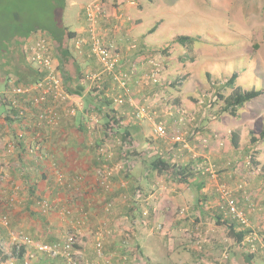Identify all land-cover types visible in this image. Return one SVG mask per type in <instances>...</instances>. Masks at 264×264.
I'll return each instance as SVG.
<instances>
[{
	"label": "rangeland",
	"instance_id": "374dc122",
	"mask_svg": "<svg viewBox=\"0 0 264 264\" xmlns=\"http://www.w3.org/2000/svg\"><path fill=\"white\" fill-rule=\"evenodd\" d=\"M36 1L39 3L26 1L25 5L33 8L32 11L36 14L35 18H39L36 22L39 21L46 27H50L52 23L47 18L46 8L42 5L45 0ZM90 1L75 0V4L70 5L71 1L66 0L62 25L65 24L70 29L77 27L80 14L83 11L85 13V7L92 3ZM122 1L124 3L130 1L134 9L137 12L140 11V18H134L133 14L121 15L127 24L139 27L135 36H130L127 46V53L130 54L128 58H132L134 54L133 59L128 63L127 68L123 67L122 52L114 42L110 41V29L108 27L101 28V31L97 28L96 22L95 32L102 34L105 44L113 45L117 63L110 72H106L89 49V55L94 58L97 64L94 62L92 66L94 69L88 71L82 69V71L84 79L88 75L98 77L94 81L84 80L86 88L92 92L91 96L112 98V108L118 111L130 125L137 126V129L133 131L135 137L133 148H136V157L129 156L125 160L121 154H118L114 143H109L110 140L102 132L103 125L99 115L92 109H88V106V110H85L86 99H82L78 100V104L70 101L54 104L49 102L50 106H48L60 116L54 126L46 123L37 125L35 117L25 122L26 124L31 122L41 128L36 129L37 131L34 130V135L41 133L40 137L46 138L43 141L47 142L43 144V148L39 146L38 140H33L28 148L25 143L22 160L17 154L21 150L17 148V143L22 139L26 140L22 134L25 131L19 129L21 136L17 131L9 133V137L2 136L7 134L4 128L3 111L9 112L10 119L15 121V124H17L16 121L23 124V119L12 118L15 110L9 109L1 102L0 107H4V110L0 111V172L4 171L1 169H6L5 173L8 174L14 170L16 176L0 174L4 175V177L0 176V188L10 191L6 200L11 206L9 208L14 210L16 215L20 214L18 220L22 224L25 222L24 219L26 222L32 219L38 220L42 225V216L48 219L52 217V213L57 215L60 223L64 224L58 232L53 231V228H42V231H39L36 230L38 227L33 225L31 232L37 231L36 236H33L28 228L20 224L13 228L10 227V231H22L28 239L45 244L56 243L67 233H76L79 264H122L123 257L128 259L123 264H178L172 262L168 251L176 254L175 258L180 261L179 264H194L198 261H200L199 264H237L234 260V253L238 250L237 252L245 255L249 251L245 243L242 242L238 246L228 236L227 229L216 224V216H221L223 220L227 219L219 212L221 201L217 190L223 185L231 191L232 196L237 200L238 207L244 210L258 238L264 242V210L258 211L262 206L255 199L259 196L264 197V140L258 141L257 139L259 132L264 127V0ZM109 2L110 10H116L118 7L116 0H109ZM136 11L133 13L138 15ZM119 26L121 27V24ZM117 28L119 29V27ZM39 32L49 37L47 32ZM87 35L89 37L88 33ZM177 36L192 37L196 41L191 48L180 46L173 43ZM76 42L75 40L67 46L70 48L68 51L74 57L78 55V52H81V50L79 51L80 46ZM143 43L145 47L152 45L151 48L157 46L167 48L158 51L147 50L149 49L147 47V49H143ZM232 74H237V78L232 86H228L226 81ZM152 75L155 82L151 78ZM7 78H0V95L6 88L3 84ZM236 88L244 91L250 90V88L262 90V94L258 98L246 102L235 115H232L223 112L224 102L219 98V95L227 97ZM30 94V97L35 95V93ZM120 95L124 97L123 104L114 101L115 98V100L120 99ZM20 103L21 106H25L24 104H27L28 101H20ZM63 103H67V107H70L68 112L73 111L75 115L66 113L62 107ZM61 109L64 113H60ZM138 112L141 116H137ZM65 113L67 116L64 115ZM74 119H78L84 127L78 129V122L74 126L72 121ZM202 119L205 124L199 123ZM61 124L62 127L64 124H69V128L74 129L73 133L71 130L67 133L62 132ZM157 125L163 127L165 131L163 137L154 133V128ZM234 134L237 135V149H233L230 144ZM71 137L75 141H80L84 153L78 152L83 153L84 156L89 155L90 162L98 155H102V158L111 157L112 166L110 169L116 170L113 171L111 182L115 178L117 181L115 185H109V189L106 191L101 190L99 182L94 176L98 166L92 162L90 168L83 163L82 171L76 168L73 172L65 170L66 167L59 164L53 154L59 150L55 149L58 145L57 141H62L63 147H67L66 139ZM54 138L57 141H49ZM94 141L105 142L101 148L97 149ZM252 141H256L257 145H252ZM253 146L255 147L252 148ZM92 147L94 150L91 153L89 149ZM173 148L176 149L178 158L172 155ZM155 152L160 153L175 166L183 165L184 158L185 160L188 158L184 163H188L190 160L194 161L193 159H201V162L198 161L199 163L195 164V169L193 167H188V169L193 171L196 184L201 183L203 187L209 189L207 193L211 190L215 196L213 200H210L213 203H208V205L211 204V208L207 210L204 207L194 209L190 206L198 201V187L194 190L192 187L173 181L168 174L148 171L142 162L150 160L149 156H154ZM209 153L212 156H229L232 160L228 158L218 164L219 160L216 162L212 160ZM37 157L39 160L35 161ZM31 161L38 164V167L41 166L39 163L44 164V167L48 166L50 171L42 169L44 173L48 174L49 179L45 180L37 176V179H33V183H29L25 179L26 173L35 174L36 172L35 168L30 165ZM44 161L46 164L43 163ZM102 161L104 160L102 159ZM24 162L28 165H25ZM227 163L230 165L228 164V168L225 170L224 166ZM124 164L132 165V174L139 178H142L146 171L150 174L148 177L150 184H144L143 195L139 191H135L136 194L134 192L130 194L129 188L126 191L127 182L123 180L122 174H118ZM105 166L102 164L99 170L105 169ZM198 169L202 172H196ZM133 185L137 189L136 184ZM30 186L36 188L38 192H42L38 197L35 195L32 197L37 199L31 211L32 214L38 215L36 218L32 217V214L28 215L26 210H20L30 201L28 196L22 194L21 189L29 190ZM86 188L88 191L83 192V197L75 195L82 190L85 191ZM72 192L75 196H71L68 200L65 195L67 193L71 195ZM90 193L102 194L103 197L113 193L114 198L112 199L114 200L110 199L109 201L111 208L109 207L107 211L104 210L103 198L101 210L104 218H101L102 221L96 226L88 220L80 225H74L73 223L80 219L78 213L82 209L84 214L86 209V206L81 207L80 199ZM86 200L88 201V197ZM70 201L75 205H72ZM123 201L127 202L126 204H130L131 201L136 202L142 216L138 211H135L134 207L132 210V213L135 211L134 214L126 219L124 211L119 213L118 206L123 205ZM44 202L49 205V208L43 207ZM248 203L252 204V207L248 208ZM76 205L78 210L72 207ZM83 208L85 209L83 210ZM150 208L151 210H149ZM66 209L70 211V214H63V210ZM87 212L89 213L88 210ZM144 213L146 216L148 215V219L144 218ZM250 214H260L258 217L260 225L254 226L251 223L253 217ZM105 215L111 217L113 221H104ZM0 216L2 217L1 214ZM47 221L49 222V220ZM157 227H159L158 230ZM81 232L84 233L83 236H81ZM98 237L102 243H104V239L108 240L113 237L121 243L124 239L123 245L126 248L111 252L104 249L108 255L98 259L94 252ZM81 239L84 240L83 243H81ZM171 239L175 241L171 242ZM82 244L89 245L91 249L82 254L80 249ZM15 248V244L11 243L10 239L0 242V253L5 258L12 256L13 251H16ZM31 254H33V258L27 259L28 252H25L23 258L26 264H30L34 258L35 261L51 259L55 260L56 264H63L60 258H53L38 252ZM84 254H87L86 257ZM224 254L228 256L226 261L223 260ZM253 255L255 264H264V255L259 249ZM104 259L108 263H102L101 261H105Z\"/></svg>",
	"mask_w": 264,
	"mask_h": 264
},
{
	"label": "trees",
	"instance_id": "16d2710c",
	"mask_svg": "<svg viewBox=\"0 0 264 264\" xmlns=\"http://www.w3.org/2000/svg\"><path fill=\"white\" fill-rule=\"evenodd\" d=\"M26 1L28 2L31 1V3H33L34 1L38 2L36 0H0V78H7L6 76L12 75L11 77L14 79L15 85L25 86V87L32 86L37 82H39L44 74L39 70L35 69L33 66L30 65V63L27 62L23 45L25 40L28 37H30V35L36 34L39 31L45 33L47 32L51 41H53V56L57 60L58 70L60 73L63 89L67 94L80 96L82 92L80 91L81 89L78 88V84L79 82H81L82 86L84 87L86 83L83 77L84 73L82 70L81 71L79 70L80 67H78L75 58L70 54L66 46V43L74 37L75 33L69 31L61 23L66 0H50V1L45 0L42 2V5L47 10V18L50 19L52 23L50 27L49 26L46 27L44 23H41L39 21L36 22V20L39 18L37 19L35 18L36 14L33 13L32 11L33 8L31 9L30 7H28V5H25ZM146 1L150 2L151 0H146ZM195 41L196 40L192 37L177 36L173 40V43H176L180 46L191 48L192 44ZM166 48L167 47L163 48L159 46L156 48L155 51L166 50ZM236 78H237V74H232V76L226 81V85L232 86ZM3 85L5 86V84ZM261 94H262V90H255L250 88V90L244 91L236 88L229 96L222 97L221 95H219V98L223 99L224 102V107L222 109L223 112L235 115L237 110L239 108H242L246 104V102L248 103L258 98L259 96H261ZM119 97L122 103L124 97H122L121 95ZM86 103L87 105H85L86 108L85 110L92 109L93 112L99 115L100 121L102 122L103 125L102 132L105 135V137L110 140L109 143H114L113 145L116 146L115 149L118 152V154H121V157L125 158V160H127L128 159L127 157L129 156L136 157V148H133L135 143L134 142L135 137L133 135V131L137 129L136 128L137 126L130 125L128 122L124 120L123 116H120V113H118V111L112 108V104H113L112 98H107L104 96L99 97L98 95H95L92 96V99H89V101L86 100ZM3 104L7 105V103H3ZM14 115H17L16 111H14ZM203 121L204 120L202 119V121H199V123L205 124V122ZM78 124L81 126L80 121H78ZM257 139L258 141L264 140V127L259 132ZM103 142L105 141H94V145L97 149H99L102 147ZM255 142L256 141H252L251 142L252 145H256ZM230 144L233 149L238 148L237 135L235 134L232 135ZM254 147L255 146H253L252 148ZM93 150L94 147L89 149L91 153L93 152ZM101 156L102 155H98L97 157H94L91 161L92 164L98 166V170L101 168L102 164L106 165L105 166L106 169H110L112 166V161L110 159L111 157L106 156L105 158H102ZM149 157L150 160L142 162V165H145L148 171L152 173L156 172L157 174H168L173 181L178 182L179 184H189L190 170L188 169V167H190V163H188L187 165L175 166L174 164H171L163 156H161L160 153L157 152H155L154 156L152 155ZM102 159L104 161H102ZM98 170L94 172V176L97 181L98 178L96 176V172ZM119 170L120 172L118 174L119 175L122 174L124 177L123 180L127 182L126 191H128L129 188L130 194L133 192L136 194L137 192L135 191H139V193L143 195V193L145 192V189H143V187L145 188V186L138 184L136 185L137 187L136 189L133 185L136 183L134 182V178L132 177L133 166L124 164L123 167L120 168ZM148 171L143 173L142 179L144 184H148V182H146V179L148 181V177L150 176ZM196 172L201 173L202 171L198 169V171ZM191 174H193V171ZM112 175L109 177L110 186L111 184L115 185V182H117L115 178H113L112 180L113 182H111V179L113 177ZM99 188L104 191L109 189V188L104 189L103 186L101 185ZM197 194H198L197 196H199L200 198L201 194L199 193V190L197 191ZM100 196L103 195L100 194ZM199 198L197 204L201 205V199ZM126 199L128 198L126 197ZM109 201L110 198H108V196H105L104 198L105 211H107L106 205H108L111 208V204L109 203ZM101 203L99 204L100 206ZM131 203L133 202L131 201ZM84 209L85 208H83V210ZM87 210L88 209L86 208L83 214L81 209V212L78 213L80 219L79 220L77 219L74 223L73 222L72 223L74 225H80L84 223V221L86 220L90 222L91 215L90 213L87 212ZM132 210L133 208L130 207L129 211L125 213L126 219L128 217H132L131 215ZM64 211H68V214H70V211L68 209ZM140 214L141 213H139V215ZM143 216H145L144 217L145 219H148V215L146 216V213H144ZM82 220L83 222H81ZM216 224L219 226H223L225 227V229H227L228 236L233 240L235 244H237L238 246L242 244L245 231L240 230L236 223H234L233 221H229L227 219L223 220L221 216L220 217L216 216ZM61 239L62 237L58 240V242ZM123 242L124 241H122L121 245L124 244ZM23 248L25 249L26 247L23 246L20 248V251L16 256L17 258H23L25 254L23 252ZM76 249H77V245H76ZM101 252L104 256L108 255V253L104 251L103 244H102ZM236 253H238V256H236L235 254L237 264H255L254 263L255 256L253 255V253H248V254L244 253L245 255H242L239 252ZM126 260L127 259H125L123 263H125Z\"/></svg>",
	"mask_w": 264,
	"mask_h": 264
},
{
	"label": "crops",
	"instance_id": "0c3cea01",
	"mask_svg": "<svg viewBox=\"0 0 264 264\" xmlns=\"http://www.w3.org/2000/svg\"><path fill=\"white\" fill-rule=\"evenodd\" d=\"M68 1H71L70 5H74L75 4V0H68ZM90 2H92V3L95 2L100 7V9H101L100 12H97V20H96V22H97V28L99 30H101V28H106V27H108L110 29L109 30L110 31V34H111L110 41L114 42V44L116 46H118L119 50L122 52L121 55H122L123 67L127 68L128 63L134 57V54H133L132 58H128V56H130V54L127 53L128 52V47L127 46H128V43H129V39H130V36L131 35L132 36H135V34H136L137 30L139 29V27L132 26V24L130 25L129 23L127 24L125 22V19L124 18L123 19L121 18V15L122 16H126V15L133 14V17L134 18H136V17H139L140 18V15H139L140 14L139 13L140 11L137 12L134 9V6L131 4L130 1L128 3H124L122 0H116V4L118 6L116 10H110V2H109V0H91ZM134 11H136L138 15H135V13H133ZM83 12H81V14H80V19H79L78 26L75 27L74 29H70L69 26H66L65 24H63V25L69 31L75 33L74 37L66 43V46L71 45L75 40H78L79 38H81L79 41H81L82 44H81V46L79 48V51L81 50L82 53L81 52H78V55H76L75 57L71 53L70 54L75 58L76 63L78 64V67H80V69H79L80 71L82 69H85V71H88V70L94 69L92 66H93L95 60L88 53L89 49H91V48H90L89 37H88L87 32H86V28H87L86 27L87 26V24H86V16H85V13H83ZM120 24H121V27L119 26ZM138 26H140V25H138ZM117 27H119V29ZM105 39H107V37H105ZM107 40H109V39H107ZM142 45L144 47L143 49L149 48L147 50H156V48L159 47V46H157V47L151 48L152 45L151 46L149 45L150 47L146 46L147 47L146 48L144 46V43ZM52 47H53V41H52ZM67 49H70V48L67 47ZM95 64H97V63L95 62ZM82 87L83 86H82L81 82H79L78 88L81 89L80 91L82 92V94L80 96L79 95H70V94H68L70 96V100L69 101L71 103L74 102L75 104H78V102L81 101L82 99H84V100L86 99V100L89 101V99L92 98V96H91V93L92 92H90V90H88L86 88V85H84V87H83L84 89ZM28 97H30V96H28ZM26 100L27 99H25V98H22L21 99V101H24V102ZM71 103H69V104L71 105ZM66 104H64V105L61 104V105H62L63 109L66 111V113L70 114L68 112V110L70 109V107H67ZM86 105H87V103H86ZM56 107H58V105H56ZM3 110H4V107H0V111H3ZM5 111H3V116H4V119H5V121H3V122H5L4 128L6 129L5 132H7V134L6 135H2V136H4V137L8 136L9 137V133H11V132L13 133L15 131L19 132L18 135L21 136V130H19V129H22L23 131H25V133H22V134H24L23 138H25L26 140L24 141L22 139V140H20L21 141L20 143H17V148L21 149L17 153V154H19V158L20 159L23 160V157L22 156L25 153V146H26L25 143L27 144V148H28V146L29 147L31 146V142L33 140H35V141L38 140L37 142L40 143L39 146H41V148H43V144H45L47 142V141H43V140H46V138L40 137L41 136V133H38V134H35L34 135V132H33L34 130L37 131V130H39L41 128L36 127L31 122H29V124H26L25 123L28 119H30V118L33 117V114H35L36 111H37L36 109H30V112L28 113V115H26V119L24 118L22 120L23 124L19 123V121H16L17 124H15V121H13V120L10 119L11 117L9 115V112L8 111L5 112ZM60 113H64V111L61 109L60 110ZM66 113L64 114L65 116H67ZM13 115H14V111H13V114H12V118H14ZM72 121H73V125L75 126L76 122H78V119L77 120L74 119ZM83 127L84 126H82V125L81 126L80 125H77V128L78 129L79 128L82 129ZM60 130H62V132H66V133L71 130L72 133H73V130L74 129H70L69 128V124H67V125L64 124L63 127H62V124H61ZM66 140H67V142H65V143H66V146L67 147H63V144L64 143H62V141H57L56 138L49 140V141H57L58 142V145L55 147V149H59V150L57 152H53V154L55 155L56 159H58L59 164L62 167H64V168L66 167L65 170H67V171L72 170V172H73V170H76V168L77 169H81V171H82L84 169L83 163L87 167L90 168L91 167V164H90L91 163L90 162V156L89 155L84 156V154H83L84 153V150L82 149L83 146L80 144V141H75L72 137L70 139H66ZM256 145H257V143H256ZM58 146H59V148H58ZM78 151H82L83 153L80 154ZM171 153H172V155L175 158H178L179 157V155H177V151H176L175 148L172 149V152ZM209 154H210V158H212V160H214L215 162L219 160L218 161V164L224 162V160H226L228 158L229 159L231 158L229 156H219V155H215V156L213 155L212 156L211 153H209ZM53 159L55 160V158H53ZM187 159L188 158H186V160H185V158L183 159V165H187L188 163H190V168L193 167L194 169H195V164L201 162V159H193L194 161H191L190 160V161H188V163H184V162H187ZM27 160H29V159H27ZM32 160H34V159H32ZM37 160H39L38 157H37V159H35V161H37ZM42 160H44V159H42ZM231 160H232V158H231ZM43 163L46 164L45 161ZM230 163H231V161H230ZM230 163H227L224 166V169L225 170H227V168H228L227 165L228 164L230 165ZM24 164L25 165H28L26 162H24ZM30 165H32V167L35 168V171L36 172H35V174H33L31 172L30 173L29 172L26 173V175H25L26 178L25 179H27L29 183H33V179L34 178L37 179V176H39V177H41V178H43L45 180L46 179H49L48 174L43 172V169L44 168L47 171H50V169H49L48 166L44 167V164L39 163V165H41V166L38 167V164L36 165L32 161L30 162ZM74 166H76V167L74 168ZM1 170H4V171H2L3 173L0 172V174H4V175H9L10 174L11 177H13V176L16 177L15 176V173H14L15 172L14 170H11L13 172H9L8 174L5 173L6 172V169H1ZM189 172H190L189 173V184H185V185H187L189 187H192L193 189L198 187L199 193L201 194V205L196 204L197 203V201H196L195 204H193V202H191L193 205H190V206H192V208L194 207V209H202V207H204V209L207 210V209L211 208V204L213 203V201L210 202V200L211 199L213 200L215 196L213 195V193L211 192V190L209 191V193H207V191L209 189L203 187L201 183L197 185L196 184L197 182H196L195 176L193 174H191L192 171L190 170ZM86 173H88V172H86ZM4 175H0V176H3L4 177ZM132 177L133 178L136 177V179H134V182H136L135 183L136 185L140 184V185L144 186V182H143V179L141 177L139 178L138 176H135L134 174H132ZM233 179H234V177H233ZM149 181H147L148 184H150ZM21 191H23L22 194L24 196H26V197L28 196V198H30V199H28L30 201L27 202L28 206H27V204H25V205H23V207L20 208V210H23L24 209V210L27 211V214L30 215V214H32L31 211L33 210V208H32L34 206L33 204H34L35 200H37L36 198H32V197L34 195H35V197H38L39 194H41L42 192H38L37 189L34 188L33 186H30L29 190L28 189H24V190L21 189ZM87 191H88V189L86 188L85 191L82 190L79 194L76 193L75 195H77V196L80 195V196L83 197L84 196V193L83 192H87ZM9 193H10L9 190L7 191L5 188H0V214L2 215V217H5L6 219H8L10 221V222L8 221V227L9 228L8 227H4L3 225L0 224V242L1 241H8V239H10V232H9L10 229H11L10 227L13 228V227H15V225H19L20 224V225H23L24 227L28 228V230H30V233L33 236H36L37 235V231H35V232L32 231L31 232V227L33 225L35 227H38L37 229L36 228H34V229L39 230V231H42L41 230L42 228H48V229L49 228H53V231H55V232H58L60 230V227L64 225V224H62V223L59 222V220H58L59 218L54 213H52L51 214L52 217H50L48 219L47 218L45 219V216H42L41 215L42 216V219L41 220L43 221L42 225H40V223H39L38 220H32V219L27 220V222L24 219L25 222L22 224L21 221L18 220L20 218V214L19 215H16V212L14 210H11L9 208L11 206H9L8 205V202L6 201ZM75 195H74V192H72L71 195H69V193H67V195H65V197L68 198V200H69V198H71V196L74 197ZM99 196L100 195H97V194H94V193H90V195H86L85 198L80 199L81 200V202H80L81 203V207H85L86 206V208L89 210V213L91 215V217H90V223H92V225H94V226H96L100 221H102L101 218H104L103 217L104 216L103 215V212L101 210L102 207L99 204L101 203V201L105 197H103V196L99 197ZM107 196L111 200H114V199H112V198H114L113 193H111V194L109 193ZM86 197H88V201L86 200ZM255 199H256V202L259 205L262 206V208H259L258 211H260L262 209L264 210V208H263V206H264V197L262 198L261 196H259V197H255ZM66 201H67V199H66ZM66 201H64V202H66ZM125 201L122 202L123 205H119L118 206L120 208V212L119 213H122V211H124V214H125L127 211H129L130 207L131 208H134L135 207V211H138V213L140 212L139 211V207L136 206L137 205L136 202L135 203L126 204L127 202H125ZM205 201H206V203H205ZM70 202L72 203V205H75L74 202H72V201H70ZM208 203H211V204L208 205ZM63 207H65V206H63ZM72 207H75L74 209L75 210H78V206L77 205L76 206H72ZM15 210H17V209H15ZM149 210H151V208ZM152 210L154 212V208ZM134 212L132 214H134ZM263 214H264V212H263ZM259 215L260 214L251 215L253 217L251 223L254 226L260 225V221L258 220ZM31 216L32 217L35 216V218H36L38 215L32 214ZM47 220H49V222ZM104 221H107V222L110 221V222H112L113 219L111 217H106V215H105ZM29 223H31V224H29ZM35 223H37V224H35ZM113 226H115V225H113ZM54 229H56V230H54ZM83 235H84V233L81 232V236H83ZM82 241H84V240L81 239V243H83ZM122 241H124V240H122ZM174 241H175L174 239H171V242H174ZM102 244H103V248L106 249V251H110V252L111 251H116V250H122V248H126L125 245H121V242L116 241L114 239V237L112 239H108V240L107 239L106 240L104 239V243H102ZM137 244H136V246H137ZM80 246H81L80 249H81L82 254L84 252H86L87 250L89 251V249H91L89 247V245H87V244H82ZM234 248H236V247H234ZM237 248H238V246H237ZM33 251H34L33 249H28V248H25L24 249L23 248V252L24 253L25 252H30V253H34V254L37 253V252H33ZM170 252H172V251H168L169 258L172 260L173 263L177 262L179 264L180 261H178L175 258V255L176 254L174 252L173 253H170ZM17 254L18 253L16 251H13L12 256H9V257L5 258L4 255L0 253V261L3 264H24L25 263L24 258H17L16 257ZM90 254H91V252H90ZM111 254H109V255H111ZM234 254H236V256H238V253H234ZM86 255L84 254V257H86ZM236 256L234 257V260L235 261H236ZM96 258L99 259V257H97V255H96ZM126 259H127V257H126ZM104 260L105 261H101V262L102 263L103 262L108 263V261L106 259H104ZM54 262L56 264V261L55 260H51L50 259L49 261H44V260L39 259V260H36L35 261V258H34L32 261H30V264H54ZM199 262L200 261H198V262H196L194 264H199ZM201 262H202V260H201Z\"/></svg>",
	"mask_w": 264,
	"mask_h": 264
},
{
	"label": "built area",
	"instance_id": "2783aa9c",
	"mask_svg": "<svg viewBox=\"0 0 264 264\" xmlns=\"http://www.w3.org/2000/svg\"><path fill=\"white\" fill-rule=\"evenodd\" d=\"M84 10L87 22L86 32L89 34L91 52L103 69L106 72H110L117 63V56L113 49V45L109 43L105 44L102 34L100 32H95L97 12H100L101 9L96 3H90ZM76 41L77 45L81 46L82 42ZM23 49L27 62L44 75L39 82L29 87L17 86L14 84V79L8 77L5 82L6 88L1 92L2 95H0V103H7L9 109H14L17 112L14 118L21 120L26 117L30 109H36L38 111L33 114V117H35L37 125L46 123L54 126L60 119V116L54 109L49 107L50 105L48 103L66 102L70 100V96L65 92L62 86L57 60L53 56L52 41L50 37L37 32L25 40ZM151 78L154 82L156 81L153 75ZM96 79H98V77L95 75H88L85 78L87 81H94ZM30 93L36 94L34 97H28L31 95ZM22 98H26L28 101V104H24L25 106H21L20 101ZM114 101L121 103L120 99ZM69 113L72 115L74 114L73 111ZM137 116H141L139 112ZM154 133L157 136L163 137L165 131L161 125H157L154 128ZM104 168L105 169L98 170L96 176L100 185L103 186L104 189H108L110 184L109 177L113 174V171L116 170ZM217 191L221 201L219 205L220 214L223 215L224 218L236 223L240 230L245 231L242 242L247 245L249 253L255 254L259 249L264 255V242L258 238L244 210L238 207L237 200L232 196L231 191L223 185L219 187ZM43 207L49 208V205L45 203ZM249 207H252V204L248 203V208ZM108 208L109 206L106 205V210H108ZM63 214H68V211L63 210ZM0 224L4 227H8V220L0 216ZM158 229L159 227H157V230ZM9 232L11 243L15 244L17 253L20 251V248L24 246L28 249H33L35 252L46 254L53 258H60L63 264H79V252L76 249L77 235L75 233L65 234L59 242L45 244L28 239L22 231ZM101 248L102 242L100 241V237H98L94 247L98 257L104 256L101 252ZM30 258H33V254L28 252L27 259ZM227 259L228 256L224 254L223 260L226 261ZM122 260L124 261L125 257H123ZM0 264L3 263L0 261Z\"/></svg>",
	"mask_w": 264,
	"mask_h": 264
}]
</instances>
